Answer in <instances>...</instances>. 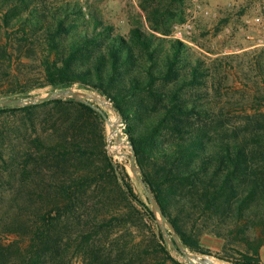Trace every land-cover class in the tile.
I'll return each instance as SVG.
<instances>
[{
  "label": "trees",
  "instance_id": "trees-1",
  "mask_svg": "<svg viewBox=\"0 0 264 264\" xmlns=\"http://www.w3.org/2000/svg\"><path fill=\"white\" fill-rule=\"evenodd\" d=\"M181 2L140 0L150 32L135 26L124 39L77 0H0L2 54L14 41L42 48L36 83L0 97L77 84L105 98L121 118L139 177L182 248L204 253L194 231L206 227L242 257L241 264H256L264 247V59L249 54L255 88L236 100L217 78L230 55L205 63L187 58L182 42L166 39L177 21L172 5ZM16 115L20 135L4 123ZM103 120L68 98L0 106V170L13 182L5 191L16 199L15 208L33 220L29 246L51 240L55 223L62 222L75 226L65 240H75L85 255L99 231L137 215L151 245L180 264L168 257L148 203L105 154ZM116 199L129 211L99 217Z\"/></svg>",
  "mask_w": 264,
  "mask_h": 264
},
{
  "label": "rangeland",
  "instance_id": "rangeland-1",
  "mask_svg": "<svg viewBox=\"0 0 264 264\" xmlns=\"http://www.w3.org/2000/svg\"><path fill=\"white\" fill-rule=\"evenodd\" d=\"M77 1L84 8L83 12H89L110 27L113 36L129 39V29L135 26L145 33L150 32L138 6L140 0ZM172 9L177 21L172 25L170 35L166 39L182 42L187 47L189 59L196 57L207 63L215 58L220 59L230 55L232 59L227 60L228 64L223 66L222 72L218 71L217 78L220 79L222 86L227 87L229 92L235 95L233 97H237L236 100H240L241 95L246 93L248 88H255L251 83L253 72L247 62L252 51H255L253 54L256 57L264 59V0H182L181 4H173ZM255 18L258 20L254 21ZM28 42L14 41L13 45L10 43L5 49L6 52L2 54L3 42L0 41V59H2L0 93L29 88L36 83L39 77L37 60L42 54V48L34 42ZM137 55L140 54L137 52ZM5 58H10V62L7 63ZM225 73L226 80L221 79ZM258 87L262 88L261 85ZM69 88L85 96H99L93 91L79 88L77 84ZM49 91L53 90L48 87L30 88L26 96L11 98L35 97ZM260 92L264 94L262 89ZM99 97L98 100L106 108H110V103L105 98ZM87 100L97 106L108 119V124L103 120L102 125L105 154L112 162L124 168L133 192L142 202L148 203L142 188L128 169L129 147L126 136L122 133L123 123L120 116L113 109L107 110L92 98L87 97ZM246 105L248 104L244 106ZM17 119H19L18 115L7 119L4 123L8 131L14 132L13 134L18 131L20 135ZM12 184L8 173L0 170V264H161L164 261L165 264H171L163 258V254L154 245H151L154 242L141 222L137 220L139 219L137 215H131L117 223L113 222L99 231L85 255L75 245V240H65L67 234L72 233L68 230H73L75 226L64 225L62 222L55 223V233L50 234L51 240L47 239L36 249L32 248L28 239L34 229L30 226L33 220L30 215L18 212L14 202L16 199H12L10 192L5 191ZM29 186L34 188L33 183ZM99 211V217H106L113 213L125 215L129 210L120 199H116L111 204H107L104 210ZM164 230L167 234V238H163L166 253L177 263L185 264L182 259L185 256L191 258L192 262L197 257L202 258V261L207 257L215 264L244 262L242 257L223 248L224 241L215 237L209 228L199 227L194 231L199 235L200 248L205 251L201 255L183 249L174 232L166 226ZM259 230L255 228L254 232L258 233ZM178 247L182 248L181 252L178 251ZM128 259H130L129 263H127ZM193 263L197 264V261ZM256 264H264L263 246L258 250Z\"/></svg>",
  "mask_w": 264,
  "mask_h": 264
},
{
  "label": "water",
  "instance_id": "water-1",
  "mask_svg": "<svg viewBox=\"0 0 264 264\" xmlns=\"http://www.w3.org/2000/svg\"><path fill=\"white\" fill-rule=\"evenodd\" d=\"M88 96L82 95L80 93L74 92L70 88L66 89H58V90H53L49 91L43 95L40 96H35V97H25V98H0V106H11V107H24V106H31V105H37L46 101L50 100H63V99H72L76 102L82 103L84 105L89 106L93 110L99 112L102 114L103 119L105 122H107V119L103 115L102 111L92 103H90L87 100ZM99 97V96H98ZM89 98V97H88ZM97 101V100H95ZM98 102V101H97ZM99 103V102H98ZM100 104V103H99ZM101 105V104H100ZM109 105V104H108ZM110 106V105H109ZM104 107V106H103ZM110 109L112 110V107L110 106ZM117 115V114H116ZM118 116V115H117ZM126 142L128 144V140L126 139ZM129 147V156H128V169L131 174V176L139 183L140 187L142 188L145 197L149 203L150 206V211L155 219L156 224L158 225V228L160 230L162 238H167V234L164 230V227H168L172 232V227L170 226L169 223L166 222L164 219L158 204L156 203L155 199L152 196L151 191L147 187V185L142 181V179L139 177V172L138 169L134 165V155L132 152V149L130 145L128 144ZM182 248L178 247V251L181 252ZM183 261L185 264H192L188 257H182Z\"/></svg>",
  "mask_w": 264,
  "mask_h": 264
},
{
  "label": "bare ground",
  "instance_id": "bare-ground-1",
  "mask_svg": "<svg viewBox=\"0 0 264 264\" xmlns=\"http://www.w3.org/2000/svg\"><path fill=\"white\" fill-rule=\"evenodd\" d=\"M88 97L89 98H92V99H94V100H97L102 106H104L103 104H102V102L101 101H99L98 100V96H96V95H88ZM100 98V97H99ZM102 100V99H101ZM104 101V100H103ZM105 107V106H104ZM110 107V106H109ZM106 108V107H105ZM107 110H111L110 108H106ZM107 124H108V119H107ZM204 259V261H202V258H199V257H197V258H194L193 259V262H196L197 261V264H215L211 259H209V258H203ZM189 261L192 263V264H195V263H193L192 262V260H191V258L189 259ZM202 261V263H200Z\"/></svg>",
  "mask_w": 264,
  "mask_h": 264
},
{
  "label": "built area",
  "instance_id": "built-area-1",
  "mask_svg": "<svg viewBox=\"0 0 264 264\" xmlns=\"http://www.w3.org/2000/svg\"><path fill=\"white\" fill-rule=\"evenodd\" d=\"M257 20H258L257 18L254 19V21H257ZM179 39H180V38H179ZM188 259H190V258H188Z\"/></svg>",
  "mask_w": 264,
  "mask_h": 264
}]
</instances>
